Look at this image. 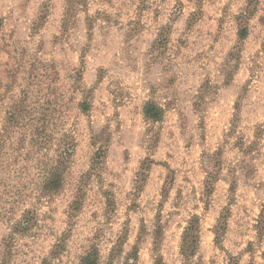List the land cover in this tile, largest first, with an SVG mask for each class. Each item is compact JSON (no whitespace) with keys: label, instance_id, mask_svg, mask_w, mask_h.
<instances>
[{"label":"rangeland","instance_id":"374dc122","mask_svg":"<svg viewBox=\"0 0 264 264\" xmlns=\"http://www.w3.org/2000/svg\"><path fill=\"white\" fill-rule=\"evenodd\" d=\"M1 137L0 264H264V0H0Z\"/></svg>","mask_w":264,"mask_h":264},{"label":"trees","instance_id":"16d2710c","mask_svg":"<svg viewBox=\"0 0 264 264\" xmlns=\"http://www.w3.org/2000/svg\"><path fill=\"white\" fill-rule=\"evenodd\" d=\"M248 12H251V11H248ZM246 35H247V28L243 27L240 30V37L245 38ZM84 105L87 106V103H84ZM85 108L86 107H84V109ZM18 110L19 109L17 108V106H14L11 108L9 118H8L9 122L7 125L5 124L4 131L7 132L9 127H11L12 129L15 126H18L19 124L18 118L20 117V112ZM144 110H145V115L148 119L154 120V121H159L162 119L163 111L161 107L157 106L156 104L152 102H148ZM2 146H3V138L1 137L0 138V155H1ZM58 150H59V153H58V158L56 159V163L50 166L49 169L46 171V173L43 174V177H42L43 192H55L61 188L65 170L75 150V145H74L73 140L71 139L69 142H66L64 146H60V149ZM25 221L28 223L27 220H23V222L20 221L16 223L15 225H13L12 228H13L14 233L10 234L8 239L12 240L14 238L13 236L15 233L25 230V228H23V225L27 226ZM192 229L194 233V228ZM192 229L189 228L187 230L188 237L191 236L189 232ZM220 230H221L220 227L216 229L217 236H219ZM159 234L160 233L158 232L156 240H155V251L157 252V254H158L157 250L159 247V236H160ZM193 244H194L193 242H190V239H188V241L186 240V244L184 243L183 250L187 256L193 253L192 251ZM56 255H58V252L54 254V256ZM98 261H99L98 254L96 253V251H93V250L89 251L86 255L82 257V264H98ZM155 261H156V264H162L161 255H157ZM44 262L45 264H50L49 260H44Z\"/></svg>","mask_w":264,"mask_h":264}]
</instances>
